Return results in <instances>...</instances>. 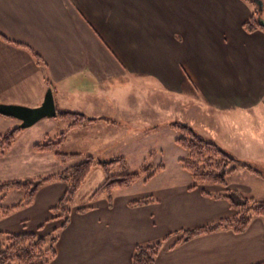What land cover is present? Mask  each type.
<instances>
[{
	"label": "crops",
	"instance_id": "0c3cea01",
	"mask_svg": "<svg viewBox=\"0 0 264 264\" xmlns=\"http://www.w3.org/2000/svg\"><path fill=\"white\" fill-rule=\"evenodd\" d=\"M254 11L264 24V0H0V102L37 107L52 87L57 111L94 119L69 129L68 122L55 116L50 129L22 130L0 157V182L56 173L80 160L62 162L54 153L33 150L35 134L48 137L55 124L67 128L66 139L84 130L73 135L77 151L110 160L130 150L143 156L150 150L163 153L165 141L170 145L178 136L168 123L186 116L187 124L206 131L228 152L260 162L264 30L244 28ZM135 79L153 83L163 96L117 91ZM20 123L0 114V134ZM180 148L178 161L188 155ZM37 164L45 169L37 170ZM156 176L137 181L142 186L135 182L117 189L111 207L105 196L89 201L93 186L85 200L76 196L65 228L51 208L67 185L45 184L30 206L0 219V251L2 233H59L57 256L50 264H132L138 244L172 235L153 264L264 261V217H255L242 233L224 229L177 245L179 235H173L236 214L228 200L207 196L204 190L251 195L256 187L264 190V177L255 175L251 184L199 183L192 188V176L151 183ZM23 197V190L12 189L0 194V206ZM149 199L154 201L132 205ZM86 207L87 212L78 211Z\"/></svg>",
	"mask_w": 264,
	"mask_h": 264
},
{
	"label": "trees",
	"instance_id": "16d2710c",
	"mask_svg": "<svg viewBox=\"0 0 264 264\" xmlns=\"http://www.w3.org/2000/svg\"><path fill=\"white\" fill-rule=\"evenodd\" d=\"M244 28L248 32L258 29L264 30V24L258 19V11L252 13L249 20L244 24ZM57 116L61 120L69 122V129L94 121V119L82 113L72 111L59 110ZM168 125L178 133L175 138L176 144L188 151V156L181 158L179 162L192 176L195 183L192 188H195L199 183H213L228 187L230 177L240 169L264 177V171L261 168L228 152L218 142L203 136L192 125L181 121H172ZM22 130L23 128L16 126L0 134V157L8 153ZM64 140L65 132H62L57 140L48 139L45 142H36L33 145V150L54 153L62 162H67L71 158L82 157L79 153L60 152L58 149ZM153 153L155 151H151V155ZM147 161H145L139 172H129L127 159L124 156H118L110 160H100L88 155L56 173L0 182V194L6 195L12 189L24 191V197L20 202L10 206H0V219L10 216L21 208L30 206L41 186L60 181L66 183L67 188L59 202L51 208V211L58 218L64 220L62 227L65 228L71 220L74 200L93 167L99 166L104 171L105 178L90 195L89 201L93 202L98 197L105 196L111 207L117 189L129 188L141 179L148 181L166 169L164 163L154 165L152 162ZM118 166L121 172L114 173L113 169ZM203 193L214 198L228 200L231 207L236 210V214L230 218L176 232L173 235H179V237L175 245L203 234L224 229H232L236 233H242L248 229L255 217H264V199H257L236 189H227L220 194H212L205 190ZM153 201L154 199L135 201L132 205L137 206ZM89 208H79L78 211L85 213ZM171 236L168 235L152 243L138 244L132 255V264H153L164 243ZM1 238L0 264H50L57 256L59 233L45 237L36 232L25 231L19 234L2 233ZM256 264H264V261Z\"/></svg>",
	"mask_w": 264,
	"mask_h": 264
},
{
	"label": "rangeland",
	"instance_id": "374dc122",
	"mask_svg": "<svg viewBox=\"0 0 264 264\" xmlns=\"http://www.w3.org/2000/svg\"><path fill=\"white\" fill-rule=\"evenodd\" d=\"M134 81H135V84H132V85L128 84L129 87L127 85H124V87L122 89L118 88L117 91L122 92V94L124 96L127 95L128 93H131V94L139 96V97H153V96L159 97V96H163V94H164V93H161L156 88V86L153 85V83H143V82H141L142 81L141 79H135ZM184 100H185V98H184ZM53 119H54L53 117L42 118L41 120H39L37 123H35L31 127L23 128V130H26L27 131L26 133L28 134L34 130H37V129H39V130L50 129V126H49L50 123H54L53 121H55ZM174 120H179L181 122L186 123L187 122L186 120H189V117H186V116L183 117L182 116L181 119H174ZM192 127H194L197 131H199L203 136L210 139L211 136L207 135L208 133H206V131H202V129H199V127H196V125L195 126L192 125ZM52 131H54V132L50 133L51 135H49L48 137L40 136L39 134H35V137H37L38 142H45L48 139L57 140L59 138L60 133H62V132H65L66 136L68 133L66 127H61L57 124L54 125L51 132ZM82 131H84V130H78L77 129L76 131L72 132V134L70 133L68 138L67 139L65 138L63 144L59 147L58 150L60 152L68 153V154L69 153L82 154V157H80V160L82 158L88 156V153H81V152L77 151V150H79L78 144L73 138L74 136H78V134H81ZM248 133H252V132L249 130ZM211 140H213V139H211ZM167 144L165 141V147H164L163 153L155 151V153H153V155H151V150H150L149 152L146 153L145 156H143L144 153H142V151L130 150V151H126V154H124V155L113 154L111 159L116 158L118 156L126 157L129 172H139L146 160H148L147 162H152L154 165L164 163V165L166 166V169L164 171H162L160 174H158L154 180H151L152 181L151 183H154V182L159 183V181L160 180L162 181L163 179L170 181V182H176L177 180H183L185 177H191L190 173L188 171H186L182 167L181 163L177 160L178 156H180V152L177 149H181L180 148L181 146L176 144V142H174L170 145L169 144L167 145ZM219 144L221 145V143H219ZM247 153L250 155L253 154L250 151H247ZM160 155H162L161 159H159ZM187 156L188 155H186L184 158H186ZM95 158L99 159L98 157H95ZM260 159H261V160H259L260 162L252 161V164L254 166H257L260 168L261 166H263L261 164H262V162H264V158L260 157ZM73 160H74V158H71L67 161V163H70V161H73ZM39 168H40V170H42V169L44 170L45 165L43 164L42 167H40V165H38L37 170H39ZM98 171L100 172V174H99L100 178H98V175L96 174V172H98ZM263 171H264V167H263ZM113 172L114 173L121 172L120 167L118 166V167L114 168ZM104 178H105V175L103 173V170L99 166L93 167L91 174L89 175L86 182L83 184L81 191L77 195L78 201L81 202V201L85 200V198H87V196L90 192L89 190L93 186H94V188H97L101 184V182H103ZM255 179H257L256 176L254 174L250 173L248 170H245V169L238 170V172L236 174H234L230 177V181H234V182H237L240 184H251L252 182L255 181ZM263 182H264V180H263ZM135 184H136V186L137 185H141V186L143 185V184H139L138 182ZM258 189H261V188L256 187V191H254V193H252L249 196L254 195V196L264 197V190H258Z\"/></svg>",
	"mask_w": 264,
	"mask_h": 264
},
{
	"label": "water",
	"instance_id": "95a60500",
	"mask_svg": "<svg viewBox=\"0 0 264 264\" xmlns=\"http://www.w3.org/2000/svg\"><path fill=\"white\" fill-rule=\"evenodd\" d=\"M0 114L19 119L21 128L31 127L45 117H55L58 115V111L53 89L52 87L47 89L44 101L37 107L0 102Z\"/></svg>",
	"mask_w": 264,
	"mask_h": 264
}]
</instances>
